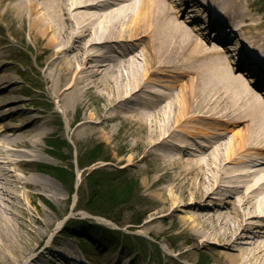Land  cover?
<instances>
[{
	"label": "bare ground",
	"instance_id": "bare-ground-1",
	"mask_svg": "<svg viewBox=\"0 0 264 264\" xmlns=\"http://www.w3.org/2000/svg\"><path fill=\"white\" fill-rule=\"evenodd\" d=\"M180 4L185 1L0 0V20L36 56L50 53L41 77L64 114L73 112L68 130L74 142L109 141L118 123L128 125L127 138L136 137L128 148L141 146L145 154L127 157V165L147 174L146 189L159 184L144 209L153 217L142 230L169 237L174 228L184 242L217 253L218 264H264V228L252 222L264 219V104L234 76V63L178 17ZM218 4L227 17L246 21L242 3ZM241 31L264 56V31ZM163 83L166 91L158 90ZM13 84L0 62V147H8L0 149V264H45L39 256L48 248L24 260L40 242L26 238L41 234L40 240L53 222L38 215L36 204L35 215L28 213L19 192L30 205L37 197L65 198L52 177L25 168L36 162L49 131L43 117L24 109ZM90 96L101 103L94 112ZM200 136L210 140L191 153L188 138ZM143 160L148 167H139ZM179 206L187 212L177 225L175 218L163 221L165 210L172 215ZM72 247L63 244L61 258L81 264ZM125 254L107 256L108 264H132L121 262Z\"/></svg>",
	"mask_w": 264,
	"mask_h": 264
},
{
	"label": "rangeland",
	"instance_id": "rangeland-1",
	"mask_svg": "<svg viewBox=\"0 0 264 264\" xmlns=\"http://www.w3.org/2000/svg\"><path fill=\"white\" fill-rule=\"evenodd\" d=\"M242 1L248 5L251 22L264 23V0ZM257 28L264 31V27ZM20 38L18 34L6 30L4 21L0 20V62L5 64L7 72L14 77L13 86L19 88L16 94L22 98L24 109L36 117H43L49 131L46 138L40 141L41 151L36 152V162H27L25 168L52 177L61 185L65 198V202L55 203L51 196H44L46 200L37 197L30 205L26 201L25 192H19L20 201L28 213L35 215L33 209L36 204L39 207L38 215L43 214L53 222L52 228L43 233L40 240L41 234L35 237L27 235L29 238H26V242H40L36 250L30 252L24 260L48 248L50 252L39 256L43 263L65 264L61 258V246L70 244L73 246V256L82 259L79 251L82 248L88 260L92 261L91 264H108L106 257L121 251L126 252L120 259L121 262L132 264H218L215 261L217 253L201 246L196 247L191 240L184 242L181 236L174 234V228L169 237L148 234L140 228L144 221L153 217L144 209L151 205V192L158 189L159 184L146 189L143 181L147 174L134 171L126 161L129 156L141 158L145 151L141 146L128 148L135 144L136 137L129 135L127 138L129 127L124 123H118L109 141L74 142L68 130V121L72 119L73 112L64 114L57 102L49 97L46 83L41 77L44 60L50 53L36 56ZM22 38H26V35H22ZM236 75L243 78L238 72ZM88 102L90 112L101 107V103L92 96ZM78 117L79 114L75 116L74 124L78 122ZM228 136H231L230 132ZM187 142L189 146H196L193 140L189 139ZM54 143L59 146H53ZM5 148L8 147H0ZM54 167L63 170L62 174H57L61 178L54 176ZM139 167L146 168L148 164L143 160L139 162ZM16 171L19 176L22 175ZM124 188L129 192L122 197L118 191ZM104 196L108 201L103 200ZM101 200L104 202H98ZM185 211L187 209L180 206L172 215L166 214L165 210V215L161 218L163 221L175 218L172 222L177 225L176 218L183 216ZM98 218L107 220L108 223ZM252 222L261 224L264 219L253 218ZM216 248L224 250L220 246ZM105 249L108 250L102 253ZM227 251L237 252L231 249ZM186 253L190 255L187 256Z\"/></svg>",
	"mask_w": 264,
	"mask_h": 264
},
{
	"label": "trees",
	"instance_id": "trees-1",
	"mask_svg": "<svg viewBox=\"0 0 264 264\" xmlns=\"http://www.w3.org/2000/svg\"><path fill=\"white\" fill-rule=\"evenodd\" d=\"M92 158H94V157H92ZM57 170H58V169H57ZM62 172H63V170H60V169H59V170L55 173V176L61 178L59 175H57V173H58V174H62ZM128 192H129V190H128L127 188H124V189L118 191L119 194L121 193L122 197H124L125 195H127ZM106 198H107V197L104 196V197H103V200L106 201V200H107ZM103 200L98 201V202H104ZM107 201H108V200H107Z\"/></svg>",
	"mask_w": 264,
	"mask_h": 264
}]
</instances>
